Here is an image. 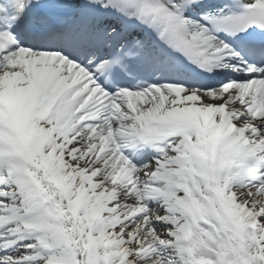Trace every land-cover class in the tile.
I'll return each mask as SVG.
<instances>
[{
  "label": "snow or ice",
  "instance_id": "obj_1",
  "mask_svg": "<svg viewBox=\"0 0 264 264\" xmlns=\"http://www.w3.org/2000/svg\"><path fill=\"white\" fill-rule=\"evenodd\" d=\"M0 264H264V0H0Z\"/></svg>",
  "mask_w": 264,
  "mask_h": 264
}]
</instances>
